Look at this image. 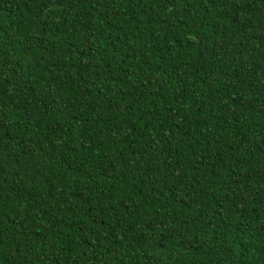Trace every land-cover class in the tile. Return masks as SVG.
Listing matches in <instances>:
<instances>
[{
	"label": "trees",
	"instance_id": "obj_1",
	"mask_svg": "<svg viewBox=\"0 0 264 264\" xmlns=\"http://www.w3.org/2000/svg\"><path fill=\"white\" fill-rule=\"evenodd\" d=\"M0 264H264V0H0Z\"/></svg>",
	"mask_w": 264,
	"mask_h": 264
}]
</instances>
